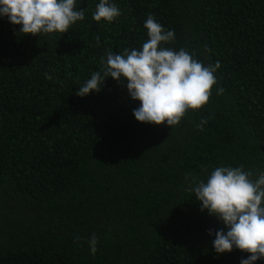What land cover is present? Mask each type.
Masks as SVG:
<instances>
[{"label":"trees","instance_id":"16d2710c","mask_svg":"<svg viewBox=\"0 0 264 264\" xmlns=\"http://www.w3.org/2000/svg\"><path fill=\"white\" fill-rule=\"evenodd\" d=\"M98 2L77 0L85 19L65 34L0 18V264H240L247 253L213 251L223 225L185 176L264 170V0H114L111 24L92 20ZM149 15L174 31L166 47L221 65L208 103L172 129L136 122L110 78L75 94L109 51L141 48Z\"/></svg>","mask_w":264,"mask_h":264},{"label":"clouds","instance_id":"9594fccd","mask_svg":"<svg viewBox=\"0 0 264 264\" xmlns=\"http://www.w3.org/2000/svg\"><path fill=\"white\" fill-rule=\"evenodd\" d=\"M85 11L78 10L77 0H0V18L18 26L23 36L68 33L85 19ZM121 14L114 0H99L92 20L111 24ZM143 27L148 39L139 50L126 49L123 54L109 51L106 59H101L100 70L92 73L75 94L84 98L99 93L110 78L126 86L129 98L139 103L132 112L136 122L172 129L181 124L189 110H199L208 103L221 65L219 61L205 65L183 48L166 47L174 41L175 33L152 15ZM52 78L45 74V79ZM222 93L223 88H217V95ZM206 123L202 119L197 128L203 130ZM253 176L243 166L230 165L217 166L203 178L185 176L187 190L194 193L201 212L223 225L220 230L208 231L210 237L214 236L213 251L217 256L234 249L247 253L240 264L264 260V170H257ZM87 243L90 254L95 255V234Z\"/></svg>","mask_w":264,"mask_h":264}]
</instances>
